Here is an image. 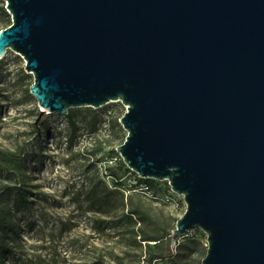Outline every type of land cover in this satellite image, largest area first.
I'll list each match as a JSON object with an SVG mask.
<instances>
[{"label": "water", "instance_id": "water-1", "mask_svg": "<svg viewBox=\"0 0 264 264\" xmlns=\"http://www.w3.org/2000/svg\"><path fill=\"white\" fill-rule=\"evenodd\" d=\"M0 30L45 112L121 102L116 148L182 196L171 249L200 264H264V0H3Z\"/></svg>", "mask_w": 264, "mask_h": 264}, {"label": "rangeland", "instance_id": "rangeland-1", "mask_svg": "<svg viewBox=\"0 0 264 264\" xmlns=\"http://www.w3.org/2000/svg\"><path fill=\"white\" fill-rule=\"evenodd\" d=\"M23 67L10 49L0 59V169L11 173L0 171V188L12 189L0 196L4 264H200L207 249L201 230L185 233L172 249L167 235L185 211L182 196H173L174 205L159 194L147 197L116 152L126 136L119 124L126 107L69 109L72 131L66 116L40 114ZM15 187L26 191V209L18 207ZM107 195L101 208L91 200ZM134 209L146 218L129 219Z\"/></svg>", "mask_w": 264, "mask_h": 264}, {"label": "trees", "instance_id": "trees-1", "mask_svg": "<svg viewBox=\"0 0 264 264\" xmlns=\"http://www.w3.org/2000/svg\"><path fill=\"white\" fill-rule=\"evenodd\" d=\"M10 16L6 13L5 9L3 7H0V26H3V29H5L6 27H8L10 24ZM2 30V29H0ZM66 119L67 122L71 128L72 131H74L76 129V118L74 116H72V112H70V110H68V113L66 115ZM0 171H3L5 174L10 175V171L9 170H5V169H0ZM131 173V172H130ZM133 174V173H131ZM113 180L116 181L117 178L114 174H112ZM136 182H138V184H144L146 186H148L152 192L154 196H157V194L161 196H163L164 194L167 193L168 191V187L167 184L165 182H163V185L160 186L159 184H161L162 182H157L151 179H141L139 177H137V175L135 174L134 176ZM137 189V188H135ZM12 189H10L9 187H2L0 188V196L7 194L11 191ZM16 196H17V204L18 207L20 209H26L27 208V200H26V191L23 190L20 187H15V189H13ZM94 204H99L100 208L102 206H106L108 204V195L104 196V197H96L93 196L92 199ZM120 206L123 208L124 204L123 201H121ZM99 208V209H100ZM0 214H1V210H0ZM127 217L129 219H132V217H137L138 220H141V218H146L145 215H143V213H141L139 210L134 209V210H128L126 213ZM194 230V229H193ZM0 233H1V227H0ZM167 235H170V233H167ZM143 240H147V239H143ZM9 252V249L7 247V245L4 243V241H2L1 236H0V264H4L3 262V258L4 256H6ZM175 255H170L168 257H166V259H171L174 258ZM155 259H161L162 257H154Z\"/></svg>", "mask_w": 264, "mask_h": 264}, {"label": "built area", "instance_id": "built-area-1", "mask_svg": "<svg viewBox=\"0 0 264 264\" xmlns=\"http://www.w3.org/2000/svg\"><path fill=\"white\" fill-rule=\"evenodd\" d=\"M138 177V176H137ZM140 178V177H139ZM142 179V178H141ZM167 184V187H168V191L166 194H164L162 197H161V201L162 203L164 204H168V205H174V199H173V196H175V194L171 191L168 183L166 181H163ZM134 186L139 190L141 191L142 193H144L147 197L149 198H152V199H155L157 198V196H154L153 195V192L152 190L144 185V184H138V182H136V180H134L133 182Z\"/></svg>", "mask_w": 264, "mask_h": 264}]
</instances>
